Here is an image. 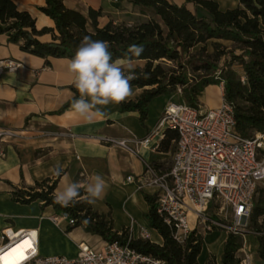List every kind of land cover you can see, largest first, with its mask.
<instances>
[{
    "label": "trees",
    "instance_id": "trees-1",
    "mask_svg": "<svg viewBox=\"0 0 264 264\" xmlns=\"http://www.w3.org/2000/svg\"><path fill=\"white\" fill-rule=\"evenodd\" d=\"M64 1L44 0L45 5L38 10L52 21L54 28L37 29L35 19L27 11L18 9L12 0H0V35L6 36L7 42L21 52L43 59L45 67L50 66V59L70 60L85 35L108 41L113 60L123 59L129 45H142L143 54L133 61L145 64L134 68L139 78L131 82L132 87L142 92L136 100L119 104V113H138L144 126L153 99L169 96L178 88L182 101L196 107L205 88L222 82L223 99L233 107L235 133L249 138L264 132V0H238L236 8L224 11L215 0H185L186 4H193V11L186 4L177 6L169 0H119L136 7L145 16L144 21L134 25L111 20L102 25L101 10L89 9L83 14L66 8ZM47 36L49 40H43ZM234 64L242 69L241 76L231 69ZM71 90L74 96H79L75 88ZM72 99L55 114L71 108ZM175 140L174 133L166 135L165 149L172 142L174 151ZM59 176L13 191L11 201L21 205L41 201L43 207L51 206L55 215L66 213L75 222L67 231L82 227L104 242L128 244L135 251L167 264H197L202 237L193 232L184 244L177 243L156 213L155 196L143 193L148 205L143 218L159 234L161 245L134 240L126 230L119 234L113 230L112 220L93 211L91 204L81 202L67 208L56 204L53 194ZM80 192L82 196L85 194L82 189ZM259 217H264V194L255 198L252 223ZM256 232L260 229L256 228ZM256 240L257 255L264 261V236ZM240 251V238L228 233L221 264H241ZM206 264H216L215 257L210 256Z\"/></svg>",
    "mask_w": 264,
    "mask_h": 264
},
{
    "label": "crops",
    "instance_id": "crops-1",
    "mask_svg": "<svg viewBox=\"0 0 264 264\" xmlns=\"http://www.w3.org/2000/svg\"><path fill=\"white\" fill-rule=\"evenodd\" d=\"M18 9L30 11L43 7L44 0H12ZM181 6L185 0H169ZM224 11L238 6V0H215ZM64 6L86 14L89 9L101 10V24L108 21L133 25L144 21L145 16L127 2L117 4L106 0H65ZM186 8L193 11L191 3ZM36 28L54 27L52 21L38 13L34 18ZM12 60L20 65L17 71L0 76V131H11L13 136L0 145V232L11 226L18 229L37 231L38 253L42 257L63 256L73 258L78 245L86 243L100 248L104 241L87 233L82 227L67 231L65 221L53 222L55 215L51 206L43 207L41 201L21 205L11 201V193L33 186L44 179L57 178L54 193L62 191L68 184L78 182L85 191L91 177L99 174L108 187L103 199L91 204L92 210L112 220L113 230L119 234L126 230L134 240L141 239L139 233L145 230L150 243L161 245L159 234L150 229L143 216L148 205L143 193L154 196L153 190L139 188V179L145 173L146 165L153 166L160 174L170 170L172 145L165 149V138L156 145H140L156 126L170 96H159L149 104L147 119L142 126L136 112L119 113V104H110L104 118L85 120L71 108L55 114L74 96L73 77L68 71V59H50L45 67L44 60L21 52L16 45L9 44L7 37L0 35V61ZM218 88V99L198 98V105L215 108L223 99V90ZM136 100L142 90L132 87ZM168 132L167 135H172ZM125 141L134 149L129 154L118 146L102 139ZM133 177V182H127ZM192 221V217H189ZM200 232V231H199ZM227 233L219 230L205 232L197 264H206L214 256L221 264L223 246ZM143 240V239H141ZM244 253V252H243ZM255 257L257 259L255 260ZM252 264H264L255 252L251 254Z\"/></svg>",
    "mask_w": 264,
    "mask_h": 264
},
{
    "label": "built area",
    "instance_id": "built-area-1",
    "mask_svg": "<svg viewBox=\"0 0 264 264\" xmlns=\"http://www.w3.org/2000/svg\"><path fill=\"white\" fill-rule=\"evenodd\" d=\"M19 67L9 59L0 61V76ZM220 86L223 89L222 82ZM235 124L233 107L224 99L215 108L168 102L154 129L139 142L145 147L152 141L159 145L168 132L176 136L168 173L160 174L153 166L146 165L139 188L153 190L156 213L179 244H184L193 232L200 234L199 229L210 232L221 228L238 234L248 226L256 196L259 192L264 194L261 187L264 185V132L241 138L235 133ZM12 136L11 131H0V145ZM102 140L135 154L125 141ZM126 181L133 182L134 178L127 177ZM210 207L215 213L209 214ZM228 217L233 221V228L223 224ZM50 219L65 221L67 226L75 224L66 213ZM139 236L150 242L145 230ZM24 241L29 247L23 257L18 261L19 255L7 257L8 264H167L117 241L104 242L100 248L81 243L73 258L42 257L38 253L37 231L16 230L11 226L0 232V264L2 257ZM241 264H252L250 253H243Z\"/></svg>",
    "mask_w": 264,
    "mask_h": 264
},
{
    "label": "clouds",
    "instance_id": "clouds-1",
    "mask_svg": "<svg viewBox=\"0 0 264 264\" xmlns=\"http://www.w3.org/2000/svg\"><path fill=\"white\" fill-rule=\"evenodd\" d=\"M142 45H129L124 58L113 60L110 43L94 40L85 35L76 48L74 56L68 61L72 83L79 93L73 96L71 109L91 122L93 117L104 118L105 109L110 104H122L133 95L132 81L138 79L133 58L143 54ZM147 78V73L143 74ZM56 175L60 172L55 171ZM108 185L99 174L91 177L85 194L82 196L78 182L68 184L62 191L53 194L54 202L62 207H74L78 203L92 204L103 199Z\"/></svg>",
    "mask_w": 264,
    "mask_h": 264
},
{
    "label": "rangeland",
    "instance_id": "rangeland-1",
    "mask_svg": "<svg viewBox=\"0 0 264 264\" xmlns=\"http://www.w3.org/2000/svg\"><path fill=\"white\" fill-rule=\"evenodd\" d=\"M28 13L34 19V18H37L38 13H40V12H39L37 7H33L32 9H30V11ZM135 24H138V23H135ZM50 28H54V27H50ZM43 40H49V36L45 37ZM166 63L169 66H172V64L170 62H166ZM144 64H145L144 61H135L134 62V68H137V67L142 68L144 66ZM231 69L233 71H235V73H237L238 75H240V76L242 75V69L240 68V66L234 64ZM186 77L189 78V73H186ZM217 86L221 87L220 82L218 85H210L207 88H205L204 89L205 90L204 91V97H207L211 100H215L217 102V99L219 97ZM222 88H223V86H222ZM180 94H181V91L177 88L175 92H173L171 95H169L171 97L170 101L171 102H183L181 97H180L181 96ZM261 187L264 188V185H261ZM261 196H262V193L259 192L256 198L261 197ZM213 213H215L214 209H212V207H210L209 214H213ZM252 213H253V211H252ZM251 218H252V216H251ZM251 218L249 220L247 228L239 231L238 234H236V235H238V237L240 238V241H241V251L238 253V256H240V257L243 256V252H248L250 254H252V252H255L257 254L258 243H257L256 239L259 235L264 236V217L256 218L255 224L252 223ZM223 224L233 228V221L230 217H228L227 221L223 222ZM255 227L260 229L259 233L256 232ZM215 230L227 232L226 230L221 229V228H217ZM199 231H200L199 235L201 237H203L205 232L207 233V231H203L202 229H199ZM256 259H257V257H255V260Z\"/></svg>",
    "mask_w": 264,
    "mask_h": 264
},
{
    "label": "bare ground",
    "instance_id": "bare-ground-1",
    "mask_svg": "<svg viewBox=\"0 0 264 264\" xmlns=\"http://www.w3.org/2000/svg\"><path fill=\"white\" fill-rule=\"evenodd\" d=\"M29 244L27 243V241H24L23 243L19 244L17 247L13 248L12 250L9 251V253H7L4 257H2L1 259V263L2 264H8L6 262L7 257L10 256H14V255H19L17 261L23 257V252L28 249Z\"/></svg>",
    "mask_w": 264,
    "mask_h": 264
}]
</instances>
